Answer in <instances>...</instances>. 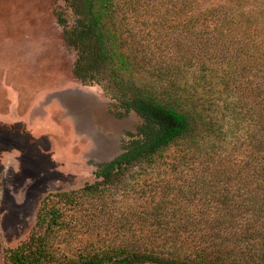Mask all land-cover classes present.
Here are the masks:
<instances>
[{
	"label": "trees",
	"instance_id": "16d2710c",
	"mask_svg": "<svg viewBox=\"0 0 264 264\" xmlns=\"http://www.w3.org/2000/svg\"><path fill=\"white\" fill-rule=\"evenodd\" d=\"M65 2L74 74L142 124L5 264H264V0Z\"/></svg>",
	"mask_w": 264,
	"mask_h": 264
},
{
	"label": "rangeland",
	"instance_id": "374dc122",
	"mask_svg": "<svg viewBox=\"0 0 264 264\" xmlns=\"http://www.w3.org/2000/svg\"><path fill=\"white\" fill-rule=\"evenodd\" d=\"M59 14L72 27L65 0H0V264L29 237L48 193L93 182L95 165L120 154L142 124L74 74L77 51ZM148 170L146 189L163 185V166Z\"/></svg>",
	"mask_w": 264,
	"mask_h": 264
}]
</instances>
